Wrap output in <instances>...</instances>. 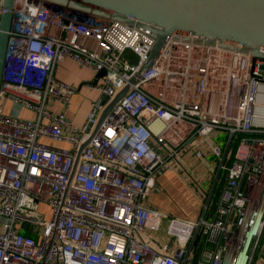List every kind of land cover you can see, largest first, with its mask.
<instances>
[{"label":"built area","instance_id":"1","mask_svg":"<svg viewBox=\"0 0 264 264\" xmlns=\"http://www.w3.org/2000/svg\"><path fill=\"white\" fill-rule=\"evenodd\" d=\"M11 13L0 87V264H249L264 238V58L178 35L142 69L154 44L146 30L41 0H14ZM66 59L104 70L84 83L100 96L128 86L93 136L109 100H91L83 126L73 125L77 88L54 73ZM3 101L17 110L5 114ZM215 131L235 148L209 141ZM188 150L195 160L207 151L223 173L207 217L196 220L145 205L165 170L186 171Z\"/></svg>","mask_w":264,"mask_h":264},{"label":"water","instance_id":"2","mask_svg":"<svg viewBox=\"0 0 264 264\" xmlns=\"http://www.w3.org/2000/svg\"><path fill=\"white\" fill-rule=\"evenodd\" d=\"M41 1L53 4L59 9L121 22L150 32L154 36V44L142 69H148L156 61L168 40L176 39L178 35H183L182 39L186 41L192 40L196 43L264 58V52H262L264 50V0ZM13 5L14 0H2L5 13L0 15V87ZM104 73V70L96 72L92 80L87 83L96 84ZM127 90L126 85L112 99L101 96V104L109 101L90 136L96 133L104 117ZM85 132H89V127ZM89 138L79 150L86 145Z\"/></svg>","mask_w":264,"mask_h":264},{"label":"crops","instance_id":"3","mask_svg":"<svg viewBox=\"0 0 264 264\" xmlns=\"http://www.w3.org/2000/svg\"><path fill=\"white\" fill-rule=\"evenodd\" d=\"M54 73L58 80L72 84L77 88V92L71 100V106L67 110V116L73 125L80 128L85 123V117L89 111L90 101L98 98L101 99V96L97 91L90 90L84 86L85 82L92 80L94 73L90 69L78 65L70 59L58 63ZM79 86L80 89H78ZM82 94L90 95V99L86 100L83 116L75 119L72 117V113L76 104L81 100ZM1 103L3 104L2 110L5 114H12L17 110V108L12 106L8 101H3ZM222 134H219L221 135V138L219 141L217 140L216 143H218L223 150L230 152L231 148L225 147L226 136L224 133ZM207 153L208 152L206 151L204 158L198 161L204 162L205 164L207 160L212 159V179L209 183L202 185V191L194 188L188 183L184 172L171 168L165 170L155 180V184L150 189L149 195L145 200V205L153 210L161 211L171 218H181L186 220H196L200 217L206 218L207 215L204 214L203 211L204 205L209 203L212 204V201L216 200L219 193L220 186L219 183L214 180L215 174L217 173L219 178H222L223 176V173L217 171L215 158ZM194 161L196 162L197 160ZM184 162L188 166L195 163L188 159ZM198 168V166L193 167V172L196 175H198ZM201 168L205 170L207 168L206 164ZM159 234L161 235L162 232H159ZM249 255L251 258L249 264H264V238L249 250Z\"/></svg>","mask_w":264,"mask_h":264},{"label":"rangeland","instance_id":"4","mask_svg":"<svg viewBox=\"0 0 264 264\" xmlns=\"http://www.w3.org/2000/svg\"><path fill=\"white\" fill-rule=\"evenodd\" d=\"M89 99H90V95L82 94V98L76 104V107L72 113V117L77 119V118H81L83 116L84 108L86 106V100H89ZM71 119H73V118H71ZM219 134H222V133L218 132V131L213 132L209 137V141H211V142H214V141L216 142L217 140L219 141L221 138V135H219ZM207 154H209V153H207ZM186 159L195 162L193 150H188V152L185 155H182L181 161H182V163L186 169V171L184 172V175H185L186 179L188 180V183L191 186H193L194 188H197L199 190V186L202 187V185L209 183L212 179V172H211L213 170L212 159L207 160V162L205 163L206 167H207L205 170L201 168L203 165H205L204 162L197 160L191 166H188L184 162ZM195 166L199 167L198 168V175L194 174V172H193V167H195Z\"/></svg>","mask_w":264,"mask_h":264},{"label":"trees","instance_id":"5","mask_svg":"<svg viewBox=\"0 0 264 264\" xmlns=\"http://www.w3.org/2000/svg\"><path fill=\"white\" fill-rule=\"evenodd\" d=\"M235 146H236V141L232 142V144L230 146H228V148L230 147V148L234 149ZM214 202H215V200L212 201V203H214ZM23 234L24 235H29V233L26 232V231H23Z\"/></svg>","mask_w":264,"mask_h":264}]
</instances>
